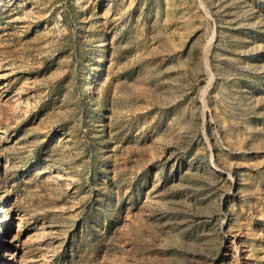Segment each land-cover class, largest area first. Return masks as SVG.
<instances>
[{
	"label": "rangeland",
	"instance_id": "rangeland-1",
	"mask_svg": "<svg viewBox=\"0 0 264 264\" xmlns=\"http://www.w3.org/2000/svg\"><path fill=\"white\" fill-rule=\"evenodd\" d=\"M0 264H264V0H0Z\"/></svg>",
	"mask_w": 264,
	"mask_h": 264
}]
</instances>
